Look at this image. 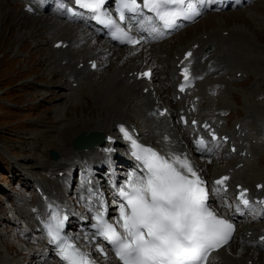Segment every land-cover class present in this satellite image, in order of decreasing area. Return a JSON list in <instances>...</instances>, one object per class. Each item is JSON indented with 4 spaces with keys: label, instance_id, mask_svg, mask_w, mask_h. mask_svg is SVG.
<instances>
[{
    "label": "snow or ice",
    "instance_id": "snow-or-ice-1",
    "mask_svg": "<svg viewBox=\"0 0 264 264\" xmlns=\"http://www.w3.org/2000/svg\"><path fill=\"white\" fill-rule=\"evenodd\" d=\"M208 2L210 0H118L119 20L124 21L126 14L143 16L147 10L163 29H175L181 19L192 20L201 16L202 8ZM74 3L96 14L98 21L105 22L109 16L105 11L106 0H74ZM153 16L146 18L150 25ZM106 22L115 27L116 39L133 45L141 42L125 32L115 20L107 19ZM151 31L159 32V29L152 26ZM191 56L192 53L188 52L187 57ZM92 67L95 68L96 64L93 63ZM142 75L150 76L151 73ZM183 76L185 84L181 85L180 91L191 83L187 67L183 69ZM204 127L210 126L205 124ZM121 131L131 141L132 155L141 162L143 173H132L126 186L120 189L123 203L119 206V219L111 223L103 214H98L93 227L114 247L121 264H207L210 253L232 239L235 225L210 207L207 182L187 155L166 157L137 143L126 129L121 128ZM211 136L213 140L220 139L214 132ZM195 143L199 149L208 150L203 138ZM229 179L223 176L215 181L221 186L216 189L218 193L227 191ZM238 199L244 206L250 205L247 190H241ZM67 218L56 212L53 215L55 223L49 225V235L59 246L60 258L66 264H95L89 254L62 237Z\"/></svg>",
    "mask_w": 264,
    "mask_h": 264
},
{
    "label": "bare ground",
    "instance_id": "bare-ground-1",
    "mask_svg": "<svg viewBox=\"0 0 264 264\" xmlns=\"http://www.w3.org/2000/svg\"><path fill=\"white\" fill-rule=\"evenodd\" d=\"M3 8V10L1 9ZM0 10L3 18L7 20L10 24H23L31 26L32 29L23 31L21 35L22 38H30L35 39L34 37L38 33L35 28L42 25L46 22V20H31V19H23L20 14L14 13L11 11L9 6H6L2 2H0ZM242 11H231L226 12L225 15L221 14H211L213 15V20H217L218 22L212 26L208 30H203L199 34L192 35L190 38L186 39L181 43H174L172 47L168 48L171 52L168 54L166 49H161L160 46L153 45L151 48L152 58L158 64L162 66V70L158 76L154 77L152 80V84L156 85L155 80L157 79L159 83L166 82L171 80L175 73L174 63L176 59L174 58L175 54L181 55L183 50L189 48L194 42H198V46L195 48V51H199V55L195 58V63L200 65L201 67L212 66V69L207 72L206 77L200 81L210 84L211 86H215L216 83L219 84V89H222V85L224 89L228 88L226 85L227 80L231 79L230 75L232 70H249L253 71V73L259 77L257 72L264 71V49L255 44L252 38V32L250 30L249 23L245 22L240 18L238 21H233L228 23L227 16L230 14L236 15L238 18ZM245 14L250 19H257L258 15L254 14L251 11L244 10ZM209 16V15H208ZM261 18V17H260ZM263 19V18H262ZM237 20V19H236ZM30 24V25H29ZM223 27V25H226ZM67 29L66 26L60 27L58 33L56 34L53 41L58 38H62L66 35L64 32ZM226 30L227 32H223ZM28 34H26V32ZM210 31V32H208ZM206 33V34H205ZM256 34V33H255ZM69 38L76 39L75 35L67 34ZM257 35V34H256ZM260 39V38H259ZM42 44L41 41H35L32 49V56L37 57L35 68L36 69H50L49 63L46 61L47 54L42 50L40 46ZM207 44H210V47L206 49ZM99 51V48L88 45L84 49L76 52L80 59L86 60L90 58L91 53H95ZM120 56L119 59L112 61L108 68L101 72L98 77L92 76H81L86 73L87 68H76L74 66V61L72 60L73 55L71 51L66 49L55 51L54 57L57 56V64L54 70H50L52 74L50 77V81L59 91L66 92V104L70 101H73L74 107H81L87 110L96 111L94 116L78 115L68 117L64 126H67L68 136L70 131L72 130V126L75 124V127L82 125V128L85 131L89 130H98L100 132H105L111 129L112 125L115 121L119 120L120 117L128 118L131 112L135 114H140L141 110H143V106L147 103L148 107H152L155 101L150 97L148 92H143L142 88L146 85L145 82L141 80H135V82L128 83L125 81L126 78H130L133 75H129V72L134 69H142L147 65L140 64L141 61H144L146 58L141 54L134 55L131 54L127 56V53L124 51H117ZM61 53V54H60ZM125 53V54H124ZM167 53V56H161V54ZM124 54V56H123ZM123 56V58H122ZM61 57V58H60ZM68 57V61L65 64L60 63L62 58ZM122 58V59H121ZM167 67V71H164L163 67ZM61 76H65L66 74L72 75L77 80V85H68L66 80L61 81L57 74ZM166 73V75H163ZM195 73V72H193ZM214 73H218V77L210 78ZM43 75V73L41 74ZM257 85L256 80L253 81L250 85L253 88ZM258 90L254 91L255 95L260 94ZM50 95H59V98L62 97L61 93L58 91L49 92ZM86 94L90 98L87 100L88 106L79 102L80 96ZM191 99V98H189ZM90 100L93 101V105L90 104ZM261 102L264 101L260 99ZM66 104H58L59 106L55 108V113L57 114L56 120L62 118L60 113V109L62 107L64 113L67 112ZM90 106H93L90 107ZM242 106L244 107V115L240 118L234 119V124L236 122H240L241 130H245V134L243 139L246 141L248 145L247 154L245 156L237 157L235 156L231 162L226 165H219L212 163L207 166L208 171L212 174L220 169H225L226 171H230L233 175H237L238 173H242L243 171L252 167L253 157L255 156L258 148L264 142V137H260V132L264 127V114L260 113L258 107L256 105L255 99L251 98L249 100H244ZM75 109V108H74ZM75 111V110H74ZM73 115V114H71ZM83 121L79 124V121ZM85 121V122H84ZM250 121L253 124H250ZM149 128L156 133L157 129L167 128V124L163 120H157L149 123ZM143 133H146L145 130H142ZM68 136L65 140L68 139ZM255 138V141H253ZM175 139V136H173ZM71 147L70 143L67 145L61 146L59 149L64 151ZM87 156H91L94 154L93 152H86ZM28 161V159H27ZM243 161V165L239 167H235L236 164ZM60 161L59 163H61ZM24 178L28 179L27 173H23ZM262 180L264 182V171L253 169L252 172L246 174L243 177V182L246 185L253 186L256 181ZM264 189V188H263ZM258 225L251 224L246 227H243L242 230L247 232L248 228H254L251 233L253 235H257ZM260 227H264V223L260 225ZM241 230V231H242ZM232 253L239 254L238 249L234 250ZM241 257L249 259L252 261V264H264V253L262 256H255L252 250H246L243 254H239ZM228 264H240L236 257H228Z\"/></svg>",
    "mask_w": 264,
    "mask_h": 264
},
{
    "label": "rangeland",
    "instance_id": "rangeland-1",
    "mask_svg": "<svg viewBox=\"0 0 264 264\" xmlns=\"http://www.w3.org/2000/svg\"><path fill=\"white\" fill-rule=\"evenodd\" d=\"M264 2H260L258 4V7H262ZM7 6V5H6ZM3 10V8H1ZM259 13L264 12V9H253ZM1 12V10H0ZM227 12V11H226ZM216 13L209 12L207 15H204L197 23H195V26L188 27L184 32L174 35L169 42H165L166 44H174L176 41H185L188 37L200 33L203 30H208L212 26H214L218 21L213 20V15ZM222 16L226 13H219ZM209 15V16H208ZM227 15V14H226ZM246 21L245 19V13L242 11L240 16L237 18L236 15L230 14V16H227L228 23L233 21L240 20ZM237 19V20H236ZM32 26V25H31ZM31 26L28 25H19V24H10L3 18V15L0 13V105L4 107V109L10 105L9 102L13 105L19 102H25L27 100L32 99H38V97L30 98V95L28 92V88L26 89H17L19 92H15L17 90L11 91L12 87L20 86L22 83L21 81H24V83L27 82V80H24V78L28 79H35L36 76H39L43 70L36 69L35 64L37 62L36 58L32 56V49H33V43H29V38H22L20 34L23 33V31L28 30L30 31ZM226 25H223V27H226ZM26 34H28V32ZM258 44H264V36L259 39ZM16 55V57H13L12 55ZM20 55H23L19 57ZM249 72V75L247 74L246 78L239 79V82L241 84L246 85L251 83L253 80L256 79V76L252 74V72ZM262 72V71H261ZM259 74V72H257ZM261 82L264 83V78L260 79ZM8 102V103H7ZM62 104V103H60ZM10 105V106H12ZM0 106V107H1ZM75 108V109H74ZM52 109H48L47 107H44L40 112L37 113H31V112H25L21 117H35V116H42L48 113H52ZM81 107H70L69 114L70 116H77L83 115L88 116L89 118L94 116L96 114V111L93 110H87L85 108ZM75 110V111H74ZM3 111H0V114ZM3 114V113H2ZM73 114V115H71ZM83 121H79V124H81ZM85 122V121H84ZM10 123L8 122V118L4 116H0V130H8L10 129ZM80 127V126H79ZM82 127V125H81ZM75 128V124L72 126V130ZM2 132V131H0ZM3 133V132H2ZM6 134L9 135L10 138H16V129H11L10 133L6 132ZM73 135V134H72ZM55 137V135H52L50 140H52ZM71 137V134L69 138ZM18 138L17 140H6V138L0 137V144L6 148V146L9 143V146L13 149H18L19 146H14V144H18ZM18 155L24 156L23 153L19 152ZM7 172V173H6ZM0 180L4 182L5 184H8L10 181V176L8 175V171H5L0 167Z\"/></svg>",
    "mask_w": 264,
    "mask_h": 264
},
{
    "label": "water",
    "instance_id": "water-1",
    "mask_svg": "<svg viewBox=\"0 0 264 264\" xmlns=\"http://www.w3.org/2000/svg\"><path fill=\"white\" fill-rule=\"evenodd\" d=\"M81 137H79V139H80ZM79 139H77V140H79Z\"/></svg>",
    "mask_w": 264,
    "mask_h": 264
}]
</instances>
